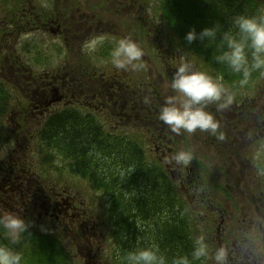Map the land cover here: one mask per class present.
<instances>
[{"label": "flooded vegetation", "instance_id": "af4514ba", "mask_svg": "<svg viewBox=\"0 0 264 264\" xmlns=\"http://www.w3.org/2000/svg\"><path fill=\"white\" fill-rule=\"evenodd\" d=\"M89 3L87 5L77 4L76 1H70V3H65V6L59 7L60 0H58L57 4L52 5L49 8H52L54 14L58 16L59 8L62 9H71L72 13H77L72 20L69 22H65L62 16L58 17V20L55 21L51 15H47L42 17L41 19L35 16L42 24L45 23H54L56 27L52 28L53 35L55 37V41L59 40H71L77 41H86L92 36H103L106 39L102 44L106 43L108 39L111 38H123L126 35L132 36L135 33H138V25H139V8H142L139 4L140 0H88ZM37 3V0H11L9 5L7 6L6 11H9L11 15L10 20L7 18L0 22V48L1 47H11L13 43L16 42L18 34L21 33V29L19 26L21 23H25L26 26L35 25L37 23V19L28 21L25 15V10H29L33 7V4ZM46 4H51L52 0H46ZM96 3L97 9L88 8L87 6H93ZM62 5V4H61ZM106 8H110L113 11V17L108 19L106 14ZM20 9L21 12L18 14L15 10ZM79 12H82L79 14ZM131 21H128V19ZM152 20V19H151ZM73 22H78L74 25L73 28L67 26L66 24H71ZM153 22V20H152ZM156 25L155 22H153ZM124 25V26H123ZM95 28L97 35H92L87 37L86 31L89 33ZM124 28V30H120ZM64 29L70 30V32H66ZM72 29V32H71ZM80 29L81 32H75L76 30ZM150 29V30H154ZM86 30V31H85ZM71 33V34H70ZM82 34L81 36H79ZM9 35V37L7 36ZM119 36V37H118ZM10 38L14 40V42L9 43ZM61 42V41H59ZM60 44V43H59ZM101 45V44H100ZM62 47V44H60ZM57 45V47H60ZM67 54V48H63V50H56V54ZM7 55V53L5 54ZM184 60L189 61V58L185 56ZM181 61V59L174 62V64L167 65V76H172L173 71L175 70L176 65ZM82 62V61H81ZM83 66L90 67L94 66L91 65L90 62L83 61ZM192 63V62H191ZM194 68H197L195 63H192ZM201 70V69H199ZM135 73V74H134ZM149 75L152 73H148ZM221 77L220 74H217ZM113 78L111 81V94L108 93V88L102 86V90L99 95L106 94L105 96H100L99 99L92 105L95 108H99L100 110H105L108 108L111 100L115 96H121L123 98L122 103L117 106L118 109L124 108L126 104H133L136 103V106H140L145 112L141 114H137L136 116L141 117V122L139 125L146 126L148 125L152 119L154 118V113L156 109L153 105H149L142 102L145 98H150L151 93L154 92V89H151L152 86L147 83V80L143 83V78H139V74L136 68H130L128 70H118L114 67L113 70ZM223 73L222 77L223 78ZM40 74L38 72L26 73L22 75L20 79L22 85L19 86L18 91H21L23 95V104L18 103L15 106V114L12 116H8L5 118L6 120V130L10 132V134L22 133V134H32L34 131L39 130V126L44 122V120L50 118L53 112H57L61 107L62 103L56 101L54 99L55 95L57 96L59 91L64 92L66 90V80L63 77H59V81L53 80L50 84L53 86L50 90L46 87V83L42 82ZM70 83V82H69ZM142 86L141 90L140 87ZM148 86L151 87V92H143V90L148 91ZM168 89V88H167ZM229 91L234 94V102L230 105L235 110L239 111L240 113L248 114L251 110L257 109L258 102H254L256 99L260 98L262 90L258 88H252L251 86L245 87H236L235 82L231 81V86L228 87ZM169 90L172 93L171 88ZM259 91L257 97L251 96L250 93H255ZM170 93V94H171ZM58 97V96H57ZM132 99H134L132 101ZM131 100V101H127ZM159 100V99H158ZM116 104L114 105L115 108ZM113 108V109H114ZM210 108V107H209ZM20 109L31 110L33 114V118L31 119L27 114L20 111ZM214 107L211 108L213 111ZM223 109L222 111H225ZM216 112V108H215ZM220 112V111H219ZM115 116H118L114 111ZM214 113V112H213ZM248 123L245 124V135L248 137L247 133L250 131L251 134H255L257 131L261 136H264V103L259 105V112L255 113L254 115H250ZM120 121V120H119ZM236 127V126H235ZM263 132V133H262ZM256 135V134H255ZM185 139V138H184ZM251 139V138H250ZM207 147H212L211 143L207 142ZM167 148V147H166ZM165 148V150H166ZM164 150V151H165ZM34 153V152H33ZM32 153V154H33ZM31 154V156H32ZM214 156V155H211ZM264 154H260V157H263ZM30 157V156H29ZM28 155H25L24 158L20 161L14 162V165H21L20 166V174H23V178L21 181L15 180L14 176L12 177L11 174L13 168L7 167L2 165L0 167V181L3 182L1 189L2 193L8 194L9 200L13 201V205L18 206L20 204H27L33 206L32 208L35 209V204L39 202V209L42 210L43 216L50 217L52 220L56 219L59 221V218L64 220H70L77 222L79 224V232L80 236H76L78 239V243L75 245V250L77 252V256H79L78 261L82 260V264H86L90 262L92 264H101L99 259L100 251L102 249L101 246V237L102 232L99 231V228L96 227L95 221L91 220L85 212H76L75 208L73 207V196L68 194L67 190H56L54 191V187L49 186V188L44 186V180L40 178L38 174L33 172L34 180L29 179L26 176L27 170L31 168V160ZM178 170L176 172V177L179 178L180 183H182L181 187L183 188L184 195L189 190L197 191V183L193 182L190 176L187 177V184L184 186L185 180L184 176L181 175L180 171L182 170L181 167H177ZM189 169V168H188ZM174 171V170H173ZM190 171V169L188 170ZM2 175V176H1ZM207 175V173H205ZM3 176L5 179H3ZM209 176V175H208ZM208 183H213V179L208 177ZM225 178V177H224ZM225 186V185H224ZM200 189V187H199ZM254 194L252 193L249 196V200L253 203L254 211L252 214L247 215L244 214L242 219L243 221V230L244 232H250V230L260 229L262 238H260V243L264 245V188L258 189V192H255V187L253 188ZM193 195V194H192ZM191 195V196H192ZM203 197H200L199 200L203 203L209 204V209L204 210L207 214L204 216L206 219H213L216 222V231L215 236L218 242V246L223 245L229 249V259L230 264H264V256H260V248L258 245L253 243L247 235L243 236L239 241H235V234L236 230L232 233L231 229L234 227V219L235 217L232 215L227 209H220L219 204H216L215 200H211L206 197V193L204 189H201V193ZM206 197V198H204ZM251 198V199H250ZM192 200L193 196H192ZM193 204V202H191ZM195 205V204H193ZM192 205V206H193ZM195 205L194 207H196ZM19 210L22 212V207L19 206ZM249 212V209H248ZM37 215H40V211L36 212ZM73 215L76 218L73 219ZM248 216V219H246ZM88 220V221H87ZM238 222V221H237ZM88 223V224H87ZM90 224V227L88 226ZM237 228H240L239 226ZM238 230H242L241 228ZM234 235V236H233ZM74 239V238H73ZM102 253V252H101ZM75 259V258H74ZM107 260L105 261V264ZM79 264L80 261H79Z\"/></svg>", "mask_w": 264, "mask_h": 264}, {"label": "rangeland", "instance_id": "374dc122", "mask_svg": "<svg viewBox=\"0 0 264 264\" xmlns=\"http://www.w3.org/2000/svg\"><path fill=\"white\" fill-rule=\"evenodd\" d=\"M70 1L73 0H60L59 7L65 6V3H70ZM77 2V4H83L87 5L89 3L88 0H74ZM92 1V0H91ZM46 0H37V7L40 10L47 11L50 9L54 4L58 3V0H52L51 4H46ZM62 4V5H61ZM139 4L141 5L142 9H145L147 14L141 13L139 15V25H138V35L140 37V41L138 40L139 47L143 50V56L139 61L136 62L138 65L136 68L139 78H143V83L145 80H147V83L152 86H148V91L143 90V92H151V89H154L156 94H158V97H160L162 100L165 99L168 95H170L171 91L169 90L170 87V80L167 78V64L161 63L159 60H157L153 55L156 54L155 52L160 50L159 48L163 47L160 44L159 38L157 39L155 36L157 33L162 35V40L164 41L163 34L166 32L165 27L160 30L159 32L156 31V29L159 28V25L156 26L153 24L152 20L156 23L158 22L157 18L160 13V4L152 3L150 0L144 1L140 0ZM0 6V20L2 22V19L6 15V8L1 9ZM88 8H92L93 6H87ZM97 9V8H95ZM11 13V10H10ZM11 16V15H9ZM69 17L64 18L65 22H69ZM155 17V19H154ZM152 19V20H151ZM10 20V18L8 19ZM128 21H131L129 18ZM124 26V25H123ZM155 28L152 32L150 29ZM160 29V28H159ZM120 30H124L120 28ZM81 32L80 29L76 30L75 32ZM72 32V29H71ZM35 33V32H34ZM39 35H41L40 32H36ZM31 33L26 34L27 36ZM71 34V33H70ZM73 34V32H72ZM20 35L18 34L17 39L14 40L10 38L9 43L14 42L11 46L14 53H19L23 58L26 56L22 55V50L20 49L22 47V40H20ZM25 35V36H26ZM44 35V34H43ZM80 34L79 36H81ZM9 37V35H7ZM46 38L47 41L44 42L42 47L40 48L42 51L50 52L49 55H53L56 53V47L54 45L60 46L62 44V47L67 48V58L66 62L67 64H70V67H74V71H77L81 65L83 66V61L90 62L91 65L94 66H101L102 62H100L101 55L100 51H97L95 53H88L86 49L84 48V41H74L71 40H59L55 41V38H52L51 36L44 35L43 38ZM125 37H130L126 35ZM23 38V36H22ZM61 41V42H59ZM116 41H118V38H111L107 40L108 46H109V53L108 58L111 59L110 53L112 48L115 46ZM54 43V45L52 44ZM60 43V44H59ZM168 43L165 41V45ZM148 45H151V48H149ZM169 45V44H168ZM52 46L54 49H49V47ZM5 47L8 48V46L5 45ZM40 46H38L39 48ZM42 48L48 49L43 50ZM103 50V49H102ZM62 54V53H60ZM148 54V55H146ZM91 55L96 56L95 58H92ZM52 57V56H51ZM51 60V58H50ZM82 61V62H81ZM111 63V60H110ZM45 64V63H44ZM52 66V63L50 64ZM112 65V64H111ZM50 66V67H51ZM131 66L127 69L130 71ZM49 69V68H48ZM38 70V69H36ZM122 70V69H121ZM37 72V71H36ZM152 73V74H148ZM135 74V73H134ZM79 73L75 74L73 77L78 78ZM259 84L258 79H253L250 83V86L253 88H258L260 91L262 90V95L260 98L256 99L254 102H258L257 109H254L250 111L248 114L240 113L239 111L235 110L232 106H229L226 108L225 111L215 112V105H209V110L214 107L213 112L216 118L220 122V131L223 133V139H218L216 136L209 135L207 132H201L197 130L195 133L189 134L187 132H184L181 130L180 138H185L180 141V149H192L194 152V156L192 161L187 165L184 166V171L182 172L185 178L184 183L187 184V177L190 176L193 180V182L197 183V191L194 190L189 191V195L193 194V199L195 200V205L198 204V206L191 212H189V215L194 217L196 215L197 209L200 212H203V214H207L204 210L209 209V204L203 203L199 200L200 197H203L200 195L201 189H204V192L206 193V197L209 199H213L219 204V206H222L223 209H227V213L230 212L235 217L234 219V227L231 229L232 233L234 230H236V236L235 241H239L243 236L247 235L248 238L258 245L260 248V256H264V245L260 243L261 232L260 229H256V232L254 230H250V232H244L243 230V217L244 214L247 213V215L252 214L254 211V206L251 200H249V196L254 192L253 188L255 187V192H258V189L264 188V168L261 166L264 165V163L260 160V154L262 153V150H264V136H261L259 132L257 131L255 134H251L250 131L247 133V138L245 135V127L249 121L250 115H254L255 113L259 112V105L264 103V77L259 78ZM112 80V79H111ZM92 79H85L81 77L78 82L81 85L82 89L86 88V82H91ZM77 82V83H78ZM21 82H18L20 84ZM22 84V83H21ZM142 86L140 87L141 90ZM151 88V89H150ZM168 88V89H167ZM172 94V93H171ZM251 96L257 97L259 94V91H256L255 93H250ZM98 98V97H97ZM99 99V98H98ZM27 114L31 119L33 118V114L31 110L26 109H20V111ZM212 111V110H211ZM123 118H119L121 122H127L125 125L126 128L130 129L131 131H139L142 129L141 125L137 124L141 122L140 120H134L138 118V116H135L133 118H126L122 115ZM236 126V127H235ZM263 133V132H262ZM14 133L13 135H15ZM175 136H177V133H173ZM143 135V134H142ZM207 142L211 143L212 147H207ZM6 147V146H5ZM214 155V156H211ZM30 156V157H29ZM28 157L30 158L32 164L30 171L28 172V175H26L29 179L34 180V165L35 162H33V156L31 154H28ZM151 158L154 156H150ZM60 156L57 157L56 162L52 165L45 164L44 171L37 172L39 174L40 178L43 179L44 186L49 188V186L54 187V191L65 187L68 189V194L70 196H73V207L75 208L76 212H81V203L83 205L90 206L96 210H99L100 213H96L101 215L102 217L105 216V208L107 209L108 204L105 201L107 200V196L104 194H101L98 190L94 191L89 186L88 181L80 176L76 175H69L66 174L65 171H59L56 169V166H58L60 163H62ZM64 160V159H63ZM22 167V163L20 165ZM20 166L14 165L12 172L14 174H11V176L17 180V177L19 176L20 172ZM37 170L38 167H36ZM190 171H188L189 169ZM45 170H48L50 174L45 173ZM53 170V171H51ZM65 173V174H64ZM204 173V174H203ZM207 173L208 175H205ZM2 176V175H1ZM208 177L213 179V183H208ZM225 177V178H224ZM23 178V174H20V177H18V180L21 181ZM3 179L5 177L3 176ZM36 180V179H35ZM34 180V181H35ZM226 185L229 189V192H223L220 186ZM200 187V189H199ZM254 194V193H253ZM102 195V196H101ZM249 195V196H248ZM103 197V198H102ZM204 197V198H206ZM251 199V198H250ZM0 204H2L0 202ZM39 202L35 204V209L32 208V206L25 207V213L19 212L21 215L25 217L27 221H29L30 224H34L36 226V231H46L49 230V228H52L56 232V237L60 239L61 244H65L67 248L71 247L74 251L72 253H75L73 257L78 260L79 256H77V252L75 250V245L78 243V239L76 236H78L79 232V224L74 221L70 220H64L63 227L57 225H53V220L50 217L43 216L42 210L39 209ZM82 205V206H83ZM249 209V212H248ZM40 211V215H37L36 212ZM94 213V212H93ZM95 214V213H94ZM76 218V216L73 215V219ZM246 219H248V216H246ZM93 220L95 221L96 227L99 228V231H105V226L102 221H98L96 215L93 216ZM88 221V220H87ZM238 221V222H237ZM56 223V222H55ZM88 224V223H87ZM196 225L202 226L199 221ZM90 227V224L88 225ZM199 226V227H200ZM242 230H238L240 228ZM77 227V229H76ZM29 235H24V240L27 243L25 248L22 249L21 253L23 254V251H25L29 245H31L34 241L29 240ZM32 236V235H31ZM234 236V235H233ZM74 238V239H73ZM35 239V236L33 237ZM213 246V245H212ZM104 247L110 248V243L108 241V238L105 240ZM103 252L106 254H109V250L105 249ZM37 254V252H36ZM38 256V255H36ZM104 258V254L101 257V259ZM28 264H40L41 260H38L35 256L27 259ZM211 262V261H210ZM26 264V263H24ZM121 264V262H120Z\"/></svg>", "mask_w": 264, "mask_h": 264}, {"label": "bare ground", "instance_id": "6f19581e", "mask_svg": "<svg viewBox=\"0 0 264 264\" xmlns=\"http://www.w3.org/2000/svg\"><path fill=\"white\" fill-rule=\"evenodd\" d=\"M93 8H97L96 3L93 4ZM1 9L3 10V7H1ZM15 12L19 14L21 10L17 9L15 10ZM24 12L29 22H31L30 20L37 19L35 16L41 19L42 17H45L51 13V17L55 21L58 20L59 16H62L63 19L70 16L68 20H72L73 18L78 16L76 15L77 13H72L71 9L62 8H59L58 16H56L52 8L48 9L47 11H43L38 9L36 3L33 4V7L31 9H26ZM139 12L147 14L146 10L142 8H139ZM80 13L82 12H79V14ZM105 15H107L108 19L110 20V17H113V11L110 8H106ZM210 17L212 18V15ZM214 22H216L215 19H210L208 20V23L203 27L211 26ZM77 23L78 22H73L66 25L70 26V28H73ZM54 27H56L54 23H48L47 25L45 23L42 24L39 20L35 25L26 26L25 23H21V25L19 26L21 31H25L27 32V34L31 33L30 35L35 38L43 37L45 34L51 36L52 38H55L56 36H54L53 31H51V29ZM64 30L67 33L70 32V30L68 29ZM36 32H40L41 35ZM95 32V28L90 33L86 31V36L90 37L92 35H97ZM130 38L139 45L138 40L140 41V37L138 33H135ZM196 42L197 41L195 40L193 41V43H189L185 41V39H183L179 34H175L173 45L159 48L160 50L156 51V54H154L153 56L161 63L167 65L174 64L175 61L184 58L191 47L198 46L197 44H195ZM52 44L54 45V43ZM148 46L149 48H151V45ZM52 48L54 49V47L52 46L49 47V49ZM109 49L110 48H108L107 50H99L101 52V66L86 67L81 65V67H79L77 71H74V67H70V64H67V54L59 55L55 53L53 55H49V51L39 53L36 48L34 51L29 52V55L25 58L21 57L18 53H13L5 55L3 59L0 60V85L3 87V90H0L3 95L0 97V109L3 110L1 114L2 117L14 115L15 106L18 103L23 104L24 102L21 91H15L13 89L14 86L21 81L20 79L22 78V75L29 73V71L32 73H35L37 71L42 77L40 78L41 81L46 83V87L48 88V90L53 87L50 84L51 81H53L54 79L59 81V77L61 78L64 75V78L66 80V90L64 92L59 91L57 95L58 97L55 95L54 99L63 104L66 112H69V110H72L74 112L69 114L68 116H78L80 114H83L84 119L77 124V127H75L73 131L81 128L89 132L90 136L94 137H97L100 133L105 131H111L113 134V138L108 141L97 142L94 139L89 141V143H82L80 141L71 140L69 141L68 139L70 135L68 136L67 132L65 131V133L64 129L61 130L59 129V127H56V129H40L34 131V133L32 132V134H7L2 138V140H0V148H4L5 146L7 148V154L2 159H0V167L4 165L13 168L14 162L22 160L25 155L32 154L34 151H44L45 148L52 145H58L62 149L65 160L63 161V171H65V173L69 175H76L78 173L76 172L75 168V160L85 162L86 171L99 169L107 164H100L89 159L90 149L94 147L95 149H98L109 155V158L111 156L110 160L112 161V173L105 175L102 178V181L115 183L117 181H124L129 176L131 168L123 160L125 154H129L130 156L145 155V148L143 147L145 143L146 145L148 144L147 146L149 149H164L167 147V145L169 144V140L165 134L166 125L158 119L159 110L148 125L141 126L142 133L131 131L125 126L127 122H121L116 119L113 108L115 104L122 103L123 98L120 95L113 97L108 108L101 113H96L93 115L88 112L89 108L92 107V105L100 96L103 97L106 95H99L102 90V86H106L108 88L109 95L111 94L110 88L112 81L111 79L114 77V66L111 65V59L109 60L108 58ZM51 63L52 66L50 65ZM224 69L228 72L231 71L227 68V66H224ZM77 73H79L78 78H74L73 76ZM81 77L87 80L92 79L91 82H86V88L83 89L78 82ZM167 78H169L170 80L172 76H167ZM150 95V98H145L142 100V102L144 103V105L148 103L149 105L157 106L159 99L158 94H156V92H152ZM129 106L134 115L142 114L143 112H145V110L140 106H136V103H133ZM64 137L66 138L64 139ZM66 140H68V142H65ZM128 148L130 149V151H127ZM138 150H140L142 154H139ZM108 161L109 160H106V162ZM34 162V171L36 174L37 172H40L42 170L44 171V166L46 164V160L44 157L40 156ZM36 167H38L39 170H37ZM28 172L29 170L25 172L26 175H28ZM45 173L50 174L48 170H45ZM2 185L3 182L0 181V202L2 203L0 204V208H6L8 210L16 211L19 213V206L23 209L30 206L27 204L28 202L26 204H20L18 206H16L15 204L14 206V202L9 200L10 195L2 193L1 189L4 188V186L2 187ZM62 189L67 190V188L65 187H62L58 190ZM22 212L25 213L26 211L22 210ZM62 222H64V219L59 218V221L54 219L50 223H52L53 225L58 224L62 228L64 226ZM54 233L55 231L52 228H49V230H46L43 234L36 235V226L29 223V228L23 235L34 234L35 240L24 251V258L28 259L34 256L33 252L36 247H38V245L42 241L50 238ZM0 238L5 239L2 232H0ZM183 240L184 242H186V239ZM59 250L61 252H64L65 246L62 245Z\"/></svg>", "mask_w": 264, "mask_h": 264}, {"label": "clouds", "instance_id": "9594fccd", "mask_svg": "<svg viewBox=\"0 0 264 264\" xmlns=\"http://www.w3.org/2000/svg\"><path fill=\"white\" fill-rule=\"evenodd\" d=\"M254 12L243 11L229 17L230 25L223 29L219 22L195 28L185 33L184 39L205 42V46L215 44V60L227 66L231 72L239 74L241 85L247 84L252 73L259 72L264 77V0ZM104 40L103 36H92L84 43L88 53H93ZM143 50L130 37L116 41L110 57L111 64L118 70L137 67ZM172 94L168 95L158 111V119L169 129L179 134L181 130L189 134L197 130L223 139L220 122L209 110L215 105L219 112L234 102V94L222 82L220 76L194 68L191 62L181 58L172 73L170 81ZM7 154V148H0V159ZM192 149H180L169 158V163L187 166L193 159ZM201 215L203 212L200 213ZM29 228V221L16 211L0 208V232L8 243H0V264H23V254L12 245L17 244ZM192 249L188 254H177L169 258L160 251L159 245L149 243L128 250L123 260L125 264H194L196 261L212 264H230L229 249L223 245L212 246L204 232L194 235Z\"/></svg>", "mask_w": 264, "mask_h": 264}, {"label": "trees", "instance_id": "16d2710c", "mask_svg": "<svg viewBox=\"0 0 264 264\" xmlns=\"http://www.w3.org/2000/svg\"><path fill=\"white\" fill-rule=\"evenodd\" d=\"M162 1L164 2V8L166 3V7L170 10L171 14H173L172 17H174L175 19H177V21H180L182 23V27L184 28L185 32H187L192 28H195L196 31L199 32L203 28V26L208 23V20L210 19H215L216 22L220 23L223 29H226L230 25L229 17L232 14L240 13L243 11H247L251 13L254 12L258 6H260L257 0H162ZM211 15L212 18L210 17ZM196 41L197 42L195 44H197L198 47H196L194 44L195 47H191L190 49L193 51L196 49H203V56L208 60V62H210V64L212 63L211 65H214L215 63L214 61H216L214 57L218 51L215 47V44L206 47L204 41H201L199 39H197ZM191 43H193V41ZM219 64L222 70H225L224 66L226 65L218 63V66ZM235 76L238 77V80L240 79L239 75L235 74ZM252 77H253V73L250 78ZM226 80H229L228 77ZM0 90H3V87L1 85H0ZM1 96L3 95L2 92L0 91V97ZM2 111L3 110L0 109V123L1 120H3V117L1 115ZM54 117H56V119H54ZM54 117L53 118L51 117L49 119L47 125L45 126V129L48 128L56 129V127H59V129L61 130L64 129V132L66 131L68 136L70 135L68 139L69 141L71 140V141H80L82 143H89V141L95 139L97 142H102L99 136L97 137L90 136L89 132L81 128H78L73 131V129L77 127V124L79 123V121H76L73 116L71 117L54 116ZM64 118L65 119L72 118L73 121L63 122ZM65 138L66 137H64V139ZM68 140H66L65 142H68ZM127 151H130V149L128 148ZM138 151L139 154H142L140 150ZM100 152L102 155L107 157V160H109L108 162H104L107 163L105 165L106 169L103 170L95 169L91 171H86L85 162H81L78 160H75L74 162L76 172L81 176L86 177L87 180L91 181V183L96 185L97 187H100L101 182H104L102 181V178L105 175L112 173V168H111L112 161L110 160L111 156L109 158V155H107L102 151ZM123 160L126 162V164L130 166L131 170L129 172L128 178L125 179L123 183L120 185L122 186V188H120V193L123 192L124 195L122 197L119 196L117 200L111 198V200H114V203H117L118 201H122L123 203H125L124 205L125 207L126 203L127 204L130 203L129 201L130 198L134 197V195L130 194V192L134 190L139 195V197H141L145 201V204L147 205L154 204L157 210L166 209V207L173 205L175 202H177V199L175 200L176 197H172L173 195L168 193L169 189L166 188L168 187L166 185L168 177L165 171H163V164L161 162L159 163L158 161H156L157 159H154L155 161L154 160L150 161L147 159L146 155L130 156L129 154H125ZM94 161L100 164H104L100 159ZM125 183L127 184V186L124 185ZM108 190H110V188H108ZM141 209L143 212L144 210L142 205L138 208V213L141 212ZM125 211L127 210L123 209V213ZM180 214L181 212L179 211L176 215L178 216L176 229L179 236H174L171 239L172 249L166 255L169 258V260L174 255L190 253L192 249L191 238L194 235H197V233L194 230L191 229L187 230L186 228V226H188L187 219L189 215L186 214V216H184L185 220L183 221V218L181 217ZM127 215H129V212ZM126 219H128V217ZM132 222H124L125 227L130 230H135V227L132 224ZM28 235L30 241L35 240L33 239L34 234H28ZM183 239H186V242H184ZM182 242L184 243L183 245ZM26 244L27 243L21 239L19 242L18 247L20 248L18 251L21 252L22 249L25 248ZM139 246H142V244ZM60 247L61 246L55 240V238L51 236L47 240L42 241L38 245V247H36L33 254L38 260H41L40 264H69L67 257L65 256V254H63L64 252H61L59 250ZM23 263L28 264L27 259L24 258ZM194 264H205V262L196 261L194 262Z\"/></svg>", "mask_w": 264, "mask_h": 264}]
</instances>
